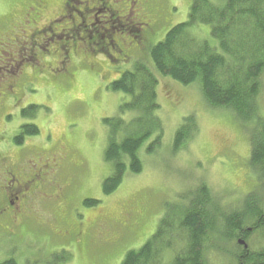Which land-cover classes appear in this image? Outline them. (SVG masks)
<instances>
[{"label":"rangeland","instance_id":"1","mask_svg":"<svg viewBox=\"0 0 264 264\" xmlns=\"http://www.w3.org/2000/svg\"><path fill=\"white\" fill-rule=\"evenodd\" d=\"M110 1L124 10L120 2ZM60 4L51 0L32 22L34 0H0V262L11 257L16 264H120L128 250L140 248L156 232L164 205L179 201L180 194L199 183L207 185L222 210L258 191L257 177L248 166L247 126L231 110L207 105L197 82L182 85L154 71L162 135L153 141V134L139 148L141 171L126 173L118 188L104 195L102 183L112 167L103 156L108 138L103 119L119 115V105L128 99L108 90L107 84L137 60L146 58L152 65L149 48L186 20L191 0H144L141 9L153 19L141 31L144 38L138 45L136 31L124 39L115 32L118 47L110 49V57L84 49V38H76L75 48L64 44L58 54L53 52L66 33L57 29L62 35L54 43L49 32L43 37L34 27L53 20L52 27L58 28L54 18ZM92 16L86 15L89 27ZM201 28L209 31L208 25ZM259 80L258 114L264 118V70ZM27 106H35L34 113L22 120L35 124L39 133L20 146L9 145L6 137L14 135L22 121L20 110ZM189 115L194 116L196 133L176 149L175 132ZM54 159L59 166L49 173L39 171ZM9 170L16 179L33 175L35 184L33 193L23 202L15 200L12 208L6 205L14 199ZM258 193L264 209V191ZM86 199L99 202L86 206ZM216 239L211 234L206 245L214 241L227 251L210 246L205 252L208 264H235L234 243ZM246 243L254 251L264 248V229L251 232ZM53 254L67 259L51 262Z\"/></svg>","mask_w":264,"mask_h":264},{"label":"trees","instance_id":"2","mask_svg":"<svg viewBox=\"0 0 264 264\" xmlns=\"http://www.w3.org/2000/svg\"><path fill=\"white\" fill-rule=\"evenodd\" d=\"M34 1L36 6L41 5L42 11L51 0ZM75 1L61 0L55 22L58 28L45 31L48 30L45 29L48 21L43 29L35 26L34 30L41 35L49 32L48 37L54 39V43L58 41V35H62L56 33L57 29V32L67 34V39L58 41L63 44H57L58 48L54 47L53 52L66 44H73L75 48L76 40L84 38L88 40L84 49L108 55L110 49L117 46L114 33L110 27L108 31L98 25L88 27L86 15L90 11L86 12L87 7L76 5ZM104 1L108 4V0ZM125 2L123 9L128 5L127 0ZM34 17L32 15V22ZM148 18L153 20L150 16ZM116 24L119 30L116 33L124 39L127 33L121 34L122 28ZM203 25L209 26L208 32H203ZM131 30L138 33L136 26ZM94 42L97 45H92ZM70 57V50L66 48L64 58L68 60ZM149 58L152 65L146 58L137 60L130 69L122 71L107 84L108 90L121 92L128 99L119 105V115L103 119L108 127L103 156L104 161L111 164L112 171L103 180L102 193L108 195L115 191L126 173H139L142 169L139 148L153 134V141H158L162 135L161 121L157 117L156 73L182 85L197 82L207 105L231 110L247 126L248 166L257 177L258 191H264V118L258 114L257 103L259 78L264 70V0H191L186 20L172 26L160 41L149 48ZM34 108L27 106L21 109V120L32 116ZM129 112L132 116L123 119L121 115ZM196 130L194 116L184 117L175 132L174 147L178 149L185 144ZM38 133L35 124L22 120L14 135L6 137L8 140L5 142L20 146L26 137ZM29 179L31 191L35 187L34 178L31 176ZM258 191L246 194L241 204L222 210L207 185L199 183L184 195L180 194L179 201L164 205L156 232L140 248L128 250L120 264H208L205 252L210 246L220 248L221 252L227 251L223 245L216 246L214 241L206 245L211 234L217 238L216 241L234 243L237 248L235 264H264V248L254 251L237 241L242 239L246 242L251 232L264 229V209L259 204ZM98 202L86 199L83 204L94 206ZM173 239L178 246H173ZM51 259V262H64L67 257L53 254ZM0 264L16 262L9 257Z\"/></svg>","mask_w":264,"mask_h":264},{"label":"flooded vegetation","instance_id":"3","mask_svg":"<svg viewBox=\"0 0 264 264\" xmlns=\"http://www.w3.org/2000/svg\"><path fill=\"white\" fill-rule=\"evenodd\" d=\"M125 1L126 0H122V1L121 0H114V3L118 4V2H120V4H118V5H122L123 2H125ZM143 2H144V0H127L128 5L126 6V9L117 10L116 8H114L112 6L110 0H108V4L105 3L104 0H85V1L76 0L75 1L76 5H82L83 7L86 6L87 7L86 12L90 11V13H92V15H93L92 20L94 22L93 21L90 22V26H95V24H97L100 28H103V29L107 28L106 31H108V28L110 27L112 32L115 33L117 30V27H115V26L117 25L116 23H118L120 28H122L121 34H123L124 32L125 33L129 32L133 27L136 26L138 29V33L134 37L136 38L135 43H138V45H139V42L144 38V35L142 32L144 30H146V27L148 28L152 24V20H150L148 18L147 14L144 11H142V9H141V5ZM95 4H96V6H94ZM37 6H36L37 9L35 10V13H34V15L36 16L35 22L39 16V13L41 12V9H40L41 5L39 6V4H38ZM133 11L137 12L136 18H132ZM99 15H100V17H97ZM54 19L57 20V17ZM56 20H54V22ZM52 23H53V20L49 21V23L46 25L47 28H45L48 30H45V31H50V32L53 31L54 28H52ZM86 25H84V26H86ZM88 27H89V25H88ZM42 29H43V27H42ZM117 31H119V30H117ZM43 32H44V30H43ZM55 160L56 159L53 160L52 164H43L40 167L39 171H41L43 173H49L50 170H52L54 167H57L60 165V161H55ZM9 173H11L12 177L9 178L8 181L10 182V184H13L12 190L14 191V199L9 200L7 206L9 208H12L11 205H13L15 203L14 202L15 200L18 201L21 198V200L23 202V201H25V199H27V196L29 193L30 194L33 193L34 189L31 188L32 190L30 191V186H29V184H30L29 178L31 176L33 177V175H30L27 178H22L21 176H19V179H16L15 178L16 174L14 173L13 170H10ZM26 194H27V196L25 197Z\"/></svg>","mask_w":264,"mask_h":264},{"label":"water","instance_id":"4","mask_svg":"<svg viewBox=\"0 0 264 264\" xmlns=\"http://www.w3.org/2000/svg\"><path fill=\"white\" fill-rule=\"evenodd\" d=\"M238 243L241 244V245H243L244 248L247 247V245L245 244L244 240H242V239H239V240H238Z\"/></svg>","mask_w":264,"mask_h":264}]
</instances>
